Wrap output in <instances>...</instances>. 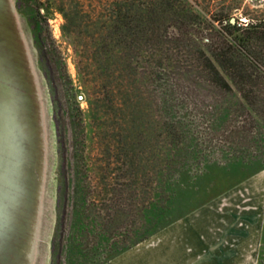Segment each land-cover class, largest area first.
Wrapping results in <instances>:
<instances>
[{
    "label": "rangeland",
    "instance_id": "374dc122",
    "mask_svg": "<svg viewBox=\"0 0 264 264\" xmlns=\"http://www.w3.org/2000/svg\"><path fill=\"white\" fill-rule=\"evenodd\" d=\"M169 1L193 13L208 5L242 25L264 19V0ZM5 2L8 18L0 12V250L6 244L15 248L23 238L29 257L21 264H52L56 237L59 264H65L75 173L95 186L102 178L94 169L105 164L115 169L105 175L109 191L117 189L121 197L97 202L92 193L87 202L95 199L97 209L116 205L131 211L132 225L141 212L156 205L164 210L168 201L169 221L207 205L229 206L235 191L246 188L262 203L251 264H264V104L250 111L236 93H216L197 76L191 57L207 39L173 41L169 24V51L160 54L156 80L140 87L130 126L125 111L110 108V101H94L100 91L95 85L88 86L90 98L85 94L72 47L61 35L59 13L50 10L48 25L68 78L41 64L21 1ZM192 20L193 29L203 25L200 16ZM259 100L264 103V91ZM127 153L132 165L125 161ZM119 167L124 170L117 172ZM172 185L181 188L173 198ZM129 223H117V233L130 230Z\"/></svg>",
    "mask_w": 264,
    "mask_h": 264
},
{
    "label": "trees",
    "instance_id": "16d2710c",
    "mask_svg": "<svg viewBox=\"0 0 264 264\" xmlns=\"http://www.w3.org/2000/svg\"><path fill=\"white\" fill-rule=\"evenodd\" d=\"M20 1L31 20L41 64L61 78H68L64 59L49 30L48 14L54 10L63 19L61 35L72 47L85 94L90 98L88 86L95 85L100 91L96 92L94 101L104 104L105 100L110 101V108L125 111L131 116L130 126L135 123L132 118L136 107L134 100L139 96L140 87L156 80L157 63L163 60L160 54L166 48L169 51V24L175 31L173 41L187 36H199L202 41L207 39L204 49L192 54L191 60L196 62L197 76L214 92L236 93L243 106L253 112L264 104L259 100L264 91V19L251 20L246 25L237 21L231 24L229 14L214 12L208 5L203 13H193L179 9L169 0ZM195 16L203 20L198 29H193L191 22ZM88 102L92 107L94 102ZM75 111L80 113L76 103ZM125 161L133 163L128 153ZM130 166L125 170L129 174ZM95 170L102 178L95 186L85 179L80 181L75 173L70 239L63 253L65 264H105L186 215L165 220L169 214L168 201L164 210L156 205L150 211L141 212L138 224L132 225L134 216L129 210L123 212L116 205L109 210L97 209L95 199L91 205L87 202L92 193L96 194L97 202L105 196L117 201L121 194L117 189L109 191L105 177L115 169L104 164ZM123 170V167L116 168L117 172ZM179 190V185H172L171 197ZM166 192L169 195V190ZM123 222H130V230L117 233L115 225ZM84 240L90 243L89 247L83 248ZM261 246L263 252L264 235ZM60 247L54 237L52 264H59L61 260Z\"/></svg>",
    "mask_w": 264,
    "mask_h": 264
},
{
    "label": "crops",
    "instance_id": "0c3cea01",
    "mask_svg": "<svg viewBox=\"0 0 264 264\" xmlns=\"http://www.w3.org/2000/svg\"><path fill=\"white\" fill-rule=\"evenodd\" d=\"M0 12L8 18L5 0ZM234 195L229 206L207 205L188 213L105 264H251L262 203L246 188ZM23 240L0 250V264L27 263Z\"/></svg>",
    "mask_w": 264,
    "mask_h": 264
},
{
    "label": "water",
    "instance_id": "95a60500",
    "mask_svg": "<svg viewBox=\"0 0 264 264\" xmlns=\"http://www.w3.org/2000/svg\"><path fill=\"white\" fill-rule=\"evenodd\" d=\"M234 22H235V19H234V18H231V19H230V23H231V24H234Z\"/></svg>",
    "mask_w": 264,
    "mask_h": 264
}]
</instances>
